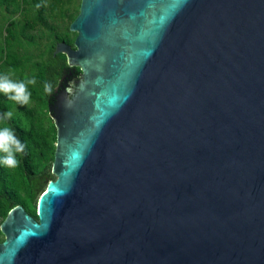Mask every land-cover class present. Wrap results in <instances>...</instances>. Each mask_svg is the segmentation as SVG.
Masks as SVG:
<instances>
[{
    "label": "water",
    "instance_id": "water-1",
    "mask_svg": "<svg viewBox=\"0 0 264 264\" xmlns=\"http://www.w3.org/2000/svg\"><path fill=\"white\" fill-rule=\"evenodd\" d=\"M70 31L56 179L0 264H264V0H81Z\"/></svg>",
    "mask_w": 264,
    "mask_h": 264
},
{
    "label": "trees",
    "instance_id": "trees-1",
    "mask_svg": "<svg viewBox=\"0 0 264 264\" xmlns=\"http://www.w3.org/2000/svg\"><path fill=\"white\" fill-rule=\"evenodd\" d=\"M54 3L52 1L50 5L54 7ZM28 4L36 5L38 21L46 25V8L42 0H22L21 2L0 0V8L10 13L21 12ZM74 17L77 16H73V21L75 20ZM28 28H36L40 33L38 36L26 35L30 41L35 42L43 36V31L40 30L38 23L29 22L26 24L25 30ZM8 32L9 36H13L11 29H8ZM53 32L55 42L48 53L46 62H35V67L38 68L35 75L36 83L29 85L31 99L35 101V105L31 108H23V106L11 102L6 96L0 94L1 109L9 111L14 105L17 107L16 115L12 116L8 123L26 146L24 152L17 156L20 161L17 167L8 168L0 165V227L9 212L19 205L23 206L35 219H38V198L41 197L48 183L56 178L52 170L57 143V129L49 111V99L52 98L53 93L51 95L45 93L44 83H51L54 91L62 82L63 76L71 74L72 70H70L65 54L55 55L54 52L58 43L73 45L74 38L70 37V27H67L66 34L63 36L54 31V28ZM1 53L0 62L8 64L9 69L16 71L21 67V61L17 56L5 55L3 51ZM0 72L6 73L8 70L0 66ZM80 73L78 68L76 74L79 75ZM70 78L72 79L73 76ZM21 79L23 78L19 77L17 80ZM3 113L1 111L0 114ZM41 190L43 191L39 194ZM2 236L4 235L0 229V237Z\"/></svg>",
    "mask_w": 264,
    "mask_h": 264
},
{
    "label": "rangeland",
    "instance_id": "rangeland-1",
    "mask_svg": "<svg viewBox=\"0 0 264 264\" xmlns=\"http://www.w3.org/2000/svg\"><path fill=\"white\" fill-rule=\"evenodd\" d=\"M17 1L21 2L22 0ZM52 1L55 2L54 7L50 5ZM42 2L46 8V25L39 23L38 12L34 4L26 5L18 13H10L0 8V58L2 55L1 52L3 51L5 55H15L21 61V67L14 71L12 76L15 80L19 77L24 78L25 76L35 79V75L38 72V68L35 67V62L45 63L48 53L55 42L53 28L60 36H63L66 34L67 27H70L72 24L73 16H78L80 11L81 0H42ZM29 22L38 23L40 30L43 31V36L41 38L39 37L35 42L30 41L26 35L38 36L40 33L36 28H28L25 30V26ZM8 29L13 31V36H9ZM70 37L74 38L75 41L77 33L71 32ZM0 66L9 70L8 64L0 62ZM80 74L82 76V71ZM34 105L35 101L30 99L29 104L23 106V108H31ZM17 110L15 105L9 109L13 113V116L16 115ZM1 111L4 113L7 112L0 108V113ZM4 240L5 236L0 237V243Z\"/></svg>",
    "mask_w": 264,
    "mask_h": 264
},
{
    "label": "clouds",
    "instance_id": "clouds-1",
    "mask_svg": "<svg viewBox=\"0 0 264 264\" xmlns=\"http://www.w3.org/2000/svg\"><path fill=\"white\" fill-rule=\"evenodd\" d=\"M13 74V69H9L6 73L0 72V94H3L8 100L20 106H26L31 99L29 85H34L36 81L34 78L27 76L21 80H15L12 78ZM44 91L49 95L53 93L51 83H44ZM12 116L13 113L11 111L0 114V154H2L0 155V165L8 168L18 166L20 161L17 159V156L22 154L26 147L8 123Z\"/></svg>",
    "mask_w": 264,
    "mask_h": 264
},
{
    "label": "flooded vegetation",
    "instance_id": "flooded-vegetation-1",
    "mask_svg": "<svg viewBox=\"0 0 264 264\" xmlns=\"http://www.w3.org/2000/svg\"><path fill=\"white\" fill-rule=\"evenodd\" d=\"M71 46H72V48H75L74 43H73V45L71 44ZM69 67H70V70H72L71 74L63 76L62 82L54 89L53 94H52V98L49 99L50 106H52V107H54L59 102L61 95L64 92H66L67 89H71V90L77 89L78 81L81 78V74H79V75L76 74L78 67H75V66H69ZM71 76H73L72 79L70 78Z\"/></svg>",
    "mask_w": 264,
    "mask_h": 264
}]
</instances>
